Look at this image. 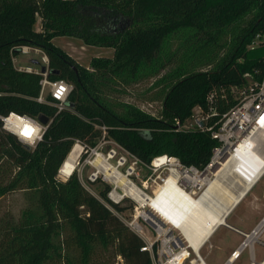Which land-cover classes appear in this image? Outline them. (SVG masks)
<instances>
[{"label": "trees", "instance_id": "obj_1", "mask_svg": "<svg viewBox=\"0 0 264 264\" xmlns=\"http://www.w3.org/2000/svg\"><path fill=\"white\" fill-rule=\"evenodd\" d=\"M260 33L264 0H0V116L47 119L30 148L0 121V197L22 190L35 198L18 218L0 217V264H151L143 239L119 217L131 205L112 203L104 183L91 194L76 171L59 180L58 170L75 142L87 150L104 139L145 166L168 156L202 171L218 146L206 128L264 72V45H252ZM177 34L180 62L152 85H162L159 116L112 104L109 84L156 76L170 63ZM57 37L111 48L112 57L79 66L53 44ZM21 46L47 56L48 79L71 85L60 111L49 96L37 102L38 74L13 66ZM195 113L206 117L203 130L192 124Z\"/></svg>", "mask_w": 264, "mask_h": 264}, {"label": "rangeland", "instance_id": "obj_2", "mask_svg": "<svg viewBox=\"0 0 264 264\" xmlns=\"http://www.w3.org/2000/svg\"><path fill=\"white\" fill-rule=\"evenodd\" d=\"M36 28H39V20L37 21ZM53 44L60 47L62 50H64L71 58L75 60V62L79 66L83 67H89V61L93 57H99V58H110L112 57L113 50L111 48H104V47H86L84 46L80 40L76 38H66V37H57L54 38ZM182 43V37L179 36V34L175 35L168 47V52L172 53V59L168 66L164 67V69L160 70L156 76L146 78L138 83H133L128 86H122L119 83L115 84H109L108 89L105 90V94L109 101L112 102V104L120 105V104H130L132 106L137 107L141 111L153 116L158 117L160 110H161V90L162 85H156L155 87H152L153 83L161 78L166 72L170 71L172 68L176 67L179 64L178 57L181 56L182 52L185 50ZM42 54H21L18 52L16 58L14 59L13 66L15 68H20L22 66H36L40 64ZM207 69L206 67L203 68V70ZM152 87V89H151ZM195 112V110H194ZM197 114L195 113V116ZM25 145V144H24ZM250 153L243 154L242 165L240 166L239 173L243 176H251L254 174V172L260 167V165L264 162V144L261 146L260 143H251L249 146ZM110 145L108 143H99L97 145L98 152H103L104 154L107 152ZM71 151V150H70ZM83 151L82 153H84ZM69 154V153H68ZM242 154V153H241ZM90 155V154H89ZM68 156V155H67ZM163 157V156H160ZM90 160H93V156L90 157ZM158 158V157H157ZM155 159V158H154ZM153 159V160H154ZM127 160H130L129 158ZM152 162L149 164V166L145 165H137L135 167V171L138 173V176H132L131 181L134 184V186L138 187L140 190H142L147 196H153L155 192L158 190V187L162 185L164 178L168 174L169 169V163H165L161 166H154V163ZM80 164L82 162H79ZM109 163L111 166H114L116 164V158L113 160H110ZM129 164V163H128ZM127 166L121 167L119 169L120 173L124 175L126 171ZM75 170V169H74ZM73 170V172H74ZM58 170V179L59 180H66L67 178H62L59 176ZM95 170L90 165H85L83 169V175L81 177V181L79 180L80 184L84 187L85 190L90 192L91 194L97 196L98 191L100 188H102V183L107 184L110 186V190L113 187V185L108 182L104 181L101 176L97 178V180L94 183H90L88 180V177L91 173H93ZM72 172V173H73ZM71 173V174H72ZM70 174V175H71ZM207 175V174H204ZM209 177H211V174H208ZM185 183L183 178L180 179V184ZM143 185H146V188L143 187ZM204 188L201 189L195 187L193 184L188 185V192H192L193 196H198L201 191ZM119 194H122L121 191L117 190ZM255 198V202H253V199ZM126 199V200H125ZM128 199V200H127ZM35 202V198L30 192L17 190L14 192H11L3 197H0V217L8 214L11 215L13 218H18L20 212L26 208L27 206L32 205ZM251 204H254V207L250 208L249 210H246L248 206ZM131 205V209L124 211L123 213L119 214V217L125 222V224L133 230L128 223L133 221L134 218L136 219V223L138 226L142 228V231L145 235H147L150 240H153L156 236V233L154 230L155 227L148 223L147 221L143 220L140 215H138V212H150L156 216L159 217L156 212H153V210L146 205L144 209H140V206L130 198H124L120 202V206H128ZM264 206V174L260 178V180L257 182V184L254 186L252 191L248 193V195L238 204L236 205L232 211L230 212V217L227 220L228 224L233 225L235 222V219L238 215L242 217V221L246 224H243L241 227L242 229H248L249 227H252L255 225V223L252 221L253 215L257 213V211H260ZM264 212V210L262 211ZM157 218V219H158ZM254 220V219H253ZM250 221V222H249ZM256 221V220H254ZM250 223V224H249ZM167 224V225H166ZM163 225V228L167 231H170L172 233V237L176 240V238H181L179 235L178 230L171 228V226L166 223ZM135 233H137L135 230H133ZM258 241L253 243V247L255 248V258L256 262H260L264 258V231L257 237ZM182 242H184L182 240ZM182 247H185V243H183ZM262 249H260V248ZM176 252L179 251V248H175ZM249 246L247 249H245L241 256L235 260L232 264H250L251 259L253 258V254L249 253ZM253 252L252 250H250ZM188 252L190 253L189 257L183 261V264H190L189 261L194 259V254L188 249ZM208 253V257L205 256V254ZM200 256L206 257L207 264H217V262L220 260L218 258V255L216 254V251L214 249H209L208 245H206L203 249L200 251ZM116 261H120L121 259L117 258ZM52 264H57L56 262Z\"/></svg>", "mask_w": 264, "mask_h": 264}, {"label": "built area", "instance_id": "obj_3", "mask_svg": "<svg viewBox=\"0 0 264 264\" xmlns=\"http://www.w3.org/2000/svg\"><path fill=\"white\" fill-rule=\"evenodd\" d=\"M258 44L264 45V33L255 35L252 45L257 46ZM19 53L42 54V62L40 64L34 67L28 65L22 66L18 68V70H23L28 73L33 72L40 76V90L38 97L36 98L37 102H46V97L49 96L53 100V104L58 111L63 109V107L66 106V101L71 90V85L62 79H48V58L40 49L30 46H21L19 49ZM15 58L16 56L12 58V62H14ZM42 67L45 68L44 71L41 70ZM205 120L206 117L198 114L194 116L192 124L197 126L198 128H202V122ZM0 121L2 122V129L13 134L18 138L20 142L29 147H34L35 144L41 140L42 134L45 130V126L38 122L36 119L26 115H19L13 112L9 113L6 116H0ZM14 122H17V131L13 130ZM177 126H179L178 122ZM206 131L210 132L211 137L217 141L218 146L213 150L210 162L202 171L193 166H183L175 157L165 156L169 160V162L167 163H169L182 173H194L198 176L201 174H211V167L214 164L219 165L221 161L228 155L234 154L236 149L241 146L244 140L252 132H264V72L259 81L249 86V90L244 93L240 99H238L237 103L217 120L216 127L214 129L212 127L206 128ZM99 143H108L110 145L105 154L102 151L98 152V150L96 149L97 146L85 150L82 144L75 142L74 145L77 144L81 148V153L74 168V171H76L77 173V178L81 181L84 166L90 165L95 170L88 177L90 183H94L97 178L101 176L104 181H108L113 185V187L107 194L108 199L112 203L120 204V202L125 197L130 198L134 201V199H132L128 194H125L123 187L117 185L115 180L117 178V175L120 174L119 169L121 167L127 166L124 177L125 179H127V184L129 186H134L131 178L132 176H138V173L135 171V167L139 164L142 165V163L136 157L125 151L113 141L101 139L98 144ZM83 151L87 152V155L83 160H81ZM88 156H93V160L91 161ZM114 158H116V164L114 166H111L109 161L113 160ZM128 158L130 160H127ZM96 159L104 160L107 166H110L115 170V173H112L111 176L106 177L104 175V162L94 164V161ZM79 162L82 163L80 164ZM183 180L185 182L186 179ZM189 183L190 182H188V184L182 183L181 185L188 186L190 185ZM143 187L146 188V185H143ZM117 190L121 191L122 194H119ZM111 192H114L117 198L111 197ZM136 219L137 218H134L133 221L128 223V225L133 230H135L137 234L143 239L144 245L142 246L141 250L149 254L151 264H173V256L177 253L175 248H182V246L178 245V242L172 237V233L170 234V231L167 230H154L156 236L153 240H150V238H148L147 235L143 233L142 228L138 226V224L136 223ZM263 219L264 216L250 231V233L246 234L245 240L239 246V250H235L231 254V257L223 264H230V261L232 259L238 258L240 251L243 248H245L246 246L248 247L246 243L248 236L253 233V231L258 227ZM189 263L192 264L191 261H189ZM181 264H183V261Z\"/></svg>", "mask_w": 264, "mask_h": 264}, {"label": "bare ground", "instance_id": "obj_4", "mask_svg": "<svg viewBox=\"0 0 264 264\" xmlns=\"http://www.w3.org/2000/svg\"><path fill=\"white\" fill-rule=\"evenodd\" d=\"M13 130L17 131V122H14ZM251 143H260L262 146L264 144V132H252L234 154L228 155L212 170L211 177L208 174L198 176L194 173H182L169 164L168 174L153 196H147L136 186H129L127 179L120 172L121 175H117L115 182L123 187L125 194L134 199L140 209H144L148 205L160 218L145 211L138 212V215L151 223L158 231L165 230L158 220L163 224L170 223L171 228L178 230L185 247H179V251L173 256V264H181L187 259L190 255L188 249L194 254V259L191 260L192 264H206L199 256L200 248L209 240L219 225L225 224V219L232 211L231 209L239 204L243 196L264 174V162L251 176H243L239 173L243 154L250 153V149L246 145L249 146ZM80 153V146L74 145L60 168V177L67 178L70 176ZM99 162H104V175L106 177L115 173V170L107 166L102 159H96L94 164ZM167 162L169 160L165 156L153 160L156 167ZM181 178L186 179V184L190 182L189 184L204 189L195 197L192 192L187 191V185L180 184ZM110 196L117 198L114 192H111ZM263 231L264 219L247 238L246 243L250 250ZM251 264H264V258L258 263L252 261Z\"/></svg>", "mask_w": 264, "mask_h": 264}, {"label": "crops", "instance_id": "obj_5", "mask_svg": "<svg viewBox=\"0 0 264 264\" xmlns=\"http://www.w3.org/2000/svg\"><path fill=\"white\" fill-rule=\"evenodd\" d=\"M257 182H256V184H257ZM254 186H252L248 190V192L243 196L242 200L248 195V193H250L252 191V189L254 188ZM255 201L256 200L254 198L253 199V202H255ZM252 206L254 207V204H251L250 203V206H248V208L246 210H249L250 208H252ZM263 210H264V206H263V208L260 211H257V213H255V215H253L252 218L254 220H256V221H254L253 219H252V221L254 223L255 222L256 223H255L254 226L249 227L248 229L247 228L246 229H242L241 228L243 226V224H245V223L242 221V217H240V215H238L236 217L235 222L233 223V225L228 224L227 220L232 215V214L231 215L229 214L226 217V219H225V224L219 225L214 230V232L211 234L209 240L204 245H202V247L200 248L199 253H200L201 249H203L206 245H208L209 249H211V250L214 249L216 251V254L218 255V258H220V260L217 262V264H223V263H225L231 257V254L235 250H239V246L245 240L246 234L250 233V231L258 224V222L264 216V212H262ZM245 249H247V246L240 251V254H239L238 258L241 256L242 252ZM249 253L250 254H253V258L251 259V262L252 261L253 262H256V258H255V253H256L255 252V248L253 247V252H250V250H249ZM205 256L208 257V253L205 254ZM238 258L231 260L230 261V264H232ZM203 260L205 261V260H207V258L206 257H203ZM251 262H250V264H251ZM205 263H206V261H205Z\"/></svg>", "mask_w": 264, "mask_h": 264}, {"label": "water", "instance_id": "obj_6", "mask_svg": "<svg viewBox=\"0 0 264 264\" xmlns=\"http://www.w3.org/2000/svg\"><path fill=\"white\" fill-rule=\"evenodd\" d=\"M44 69H45L44 67L41 68L42 71H44ZM39 122H40L42 125H45V124L47 123V119H46V118H41V119H39ZM25 146L28 147V148H30V147L27 146V145H25ZM216 166H217V165L214 164V165L211 167V170H214ZM231 210H232V209H231ZM148 213H149V211H148ZM158 222H160L162 225H164L160 220H158ZM169 233L171 234V232H169ZM176 241L178 242V245H180V246L183 245L182 239H180L179 237L176 238Z\"/></svg>", "mask_w": 264, "mask_h": 264}]
</instances>
